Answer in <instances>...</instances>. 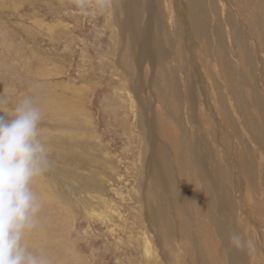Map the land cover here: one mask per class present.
Here are the masks:
<instances>
[{
  "label": "rangeland",
  "instance_id": "374dc122",
  "mask_svg": "<svg viewBox=\"0 0 264 264\" xmlns=\"http://www.w3.org/2000/svg\"><path fill=\"white\" fill-rule=\"evenodd\" d=\"M119 1L91 14L70 0H0V92L10 99L4 111L36 96L49 148L50 167L33 182L41 210L25 245L50 264H264L254 225L264 231V146L245 136L254 132L242 121L251 112L261 120L264 111V70L256 63L264 52L256 46L264 48V0L226 7L225 0H184L188 16L176 17L175 36L169 26L159 31L168 54L140 67L134 42L113 16ZM179 1L153 3L168 20L167 6L178 15ZM149 2L140 0L143 24ZM186 21L200 52L195 67L185 53ZM78 92L83 113L70 110ZM64 101L67 116L56 109ZM231 104L242 118L230 115ZM155 137L157 160L149 164ZM201 138L208 167L195 152ZM232 233L242 235L243 248L230 245Z\"/></svg>",
  "mask_w": 264,
  "mask_h": 264
},
{
  "label": "clouds",
  "instance_id": "9594fccd",
  "mask_svg": "<svg viewBox=\"0 0 264 264\" xmlns=\"http://www.w3.org/2000/svg\"><path fill=\"white\" fill-rule=\"evenodd\" d=\"M80 12L103 14L112 0H70ZM9 93L0 92V264H50L43 252L31 251L24 243L27 233L37 227L41 200L33 182L50 167L49 148L40 124L42 110L38 98L24 95L9 111ZM232 247L241 249L240 233L229 238Z\"/></svg>",
  "mask_w": 264,
  "mask_h": 264
},
{
  "label": "bare ground",
  "instance_id": "6f19581e",
  "mask_svg": "<svg viewBox=\"0 0 264 264\" xmlns=\"http://www.w3.org/2000/svg\"><path fill=\"white\" fill-rule=\"evenodd\" d=\"M123 1V0H122ZM155 0H150V2L147 4L146 6V9H143V11L145 10L146 14H147V18H148V23L146 22L145 24H143L141 22V17H142V3H140V0H124L122 3L121 1L118 2V4L121 3V5H114L113 4V11L114 13L116 14V16L114 15L113 13V16L116 17V24L119 26V30L121 32H126L128 35H129V38L134 42V49H136V51H132V55L134 56V59H135V65L136 63L139 64V67L140 65L145 61V60H149L153 63V65L156 64V62L166 56L168 53H167V50L166 48H164L163 46V40H162V37L159 33V31H163L166 29V27H170V35L172 37H174L175 33H176V27H177V24L175 22V19L176 17L179 18V19H182V21L186 20L188 14L186 13L187 12V8L185 7V1L183 0H180L179 1V6L180 8L177 9L179 12V14H175L174 11H173V6L172 5H169L167 6V15L169 17L168 20H166V17L163 19L162 15L159 13L160 12V9L159 6L156 4V3H153ZM224 2V0H222ZM142 2V1H141ZM226 2V3H225ZM225 4H223L225 7L226 5H229L230 4V1L229 0H225ZM117 4V1L115 2ZM124 6H123V5ZM185 5V6H184ZM164 6V5H163ZM226 9V8H225ZM261 12V11H260ZM123 14V15H122ZM224 15H226L227 13L225 12V10H223V13ZM111 16V15H110ZM183 16V17H182ZM194 16V15H193ZM194 22L196 23L195 24V29L196 31H200V20H197V19H193ZM227 22V21H226ZM261 23V22H260ZM184 26V29L186 31V35L187 36H190V32H189V28H190V24L186 21V24L183 25ZM194 29V30H195ZM257 29V33L260 37H263L262 34H261V31L262 30L261 28L257 27L255 28ZM249 31H250V28H249ZM198 33V32H197ZM229 33H232L233 34V30L231 28V31ZM123 35H126L125 33H123ZM236 35V34H235ZM264 35V33H263ZM193 37L191 39V36L187 39L186 41V47L188 49V51H186L185 53L186 54H191V65H194L195 63V59H198L199 60V55H200V52H197L196 51V48L194 47L192 41H193ZM174 43V42H173ZM208 44V43H207ZM256 46L258 48L259 51H263L264 48L261 47L259 41H256ZM128 48V47H127ZM185 48V47H184ZM183 48V49H184ZM129 49V48H128ZM207 47L205 49V51H207ZM130 50V49H129ZM124 52V51H123ZM184 55V54H183ZM207 55V54H206ZM133 60V59H132ZM216 60V59H215ZM160 61V60H159ZM134 62V61H133ZM169 62V61H168ZM160 63V62H159ZM158 63V64H159ZM166 63V62H165ZM257 65H258V70L259 71H263L264 70V52L263 53H260L259 52V57L257 58V61H256ZM196 64V63H195ZM160 66V64H159ZM176 66V65H175ZM201 64L198 63V65L196 66L197 68L200 67ZM216 66V65H215ZM177 67V66H176ZM219 68V67H218ZM180 70V69H179ZM142 71V70H141ZM142 73V72H141ZM129 75V74H128ZM217 76L221 77L220 73L218 74L217 73ZM230 77V76H229ZM219 81V80H218ZM262 81V76L261 74L259 73L258 74V82H259V86L260 88L264 91V83L261 82ZM221 82V81H220ZM219 82V83H220ZM218 83V85H219ZM225 85V84H224ZM142 86V85H141ZM220 86V85H219ZM232 86V85H231ZM230 87V86H229ZM192 88V86H191ZM232 88V87H231ZM77 88H74V90L76 91ZM225 89H226V86H225ZM229 89V88H228ZM233 89V88H232ZM231 89V91L233 92V90ZM72 89H68L67 92L72 94V92L74 91ZM82 90V89H81ZM193 90V89H191ZM74 91V92H75ZM190 91V90H188ZM187 91V92H188ZM227 91V90H226ZM77 92V91H76ZM186 92V93H187ZM206 92V90H205ZM230 92V91H228ZM260 92V91H259ZM231 93V92H230ZM189 94V93H188ZM192 94V93H191ZM207 94V93H206ZM219 94V93H218ZM208 95V94H207ZM226 95V94H225ZM76 99H74L75 101L74 102H70L71 104V107H70V110L74 109L75 106H76V110H78L79 113H83L80 109H78L77 105L81 104L80 102V93L78 92L77 95H76ZM160 96V95H159ZM194 97V95L192 94L190 97L188 98H192ZM229 98V96H228ZM258 98V97H257ZM257 98H254V99H257ZM261 98V97H260ZM211 98H208L207 101L211 102L210 100ZM231 100V96L229 98ZM79 100V101H78ZM158 100V99H157ZM263 100V98H262ZM261 99L259 101H262ZM228 101V99H227ZM67 101H64V107H66V109L63 107V104H60L61 102L59 103H56V109H58L60 107V112H64L65 110H68L67 108V104H66ZM229 102V101H228ZM227 102V103H228ZM264 102V101H263ZM51 103H53V101H49L48 104L50 105ZM259 103V102H258ZM263 104V103H262ZM210 108H211V111L214 113V109L213 107L211 106V104H209ZM260 105V104H259ZM51 106V105H50ZM230 107V106H229ZM261 107V106H260ZM54 108H55V104H54ZM215 108V107H214ZM232 108L231 110H229L230 112V115L232 117H235V118H242L239 114H237V110L235 108V104H231V107ZM255 108V107H253ZM262 108V107H261ZM264 109V108H263ZM262 109V111H263ZM253 110V109H252ZM74 111V110H73ZM247 112H250L248 111L247 109L245 110ZM257 111V110H256ZM252 113V112H251ZM248 114L246 118H242V121H245L247 120L248 121V127L251 128L254 132V137H252L253 135H250L248 133V130L247 129L245 132V136H248V139L251 140L252 143H256L258 140L261 142L260 144H262V146H264V140L261 139V136L259 134V131L260 129L262 130V132H264V129H262L264 127V111L262 113V119H258L257 117H254L252 116V114ZM245 114V113H244ZM254 114V113H253ZM68 114L66 113V111L64 112V116H67ZM149 115V114H148ZM250 116H252L250 118ZM261 116V115H260ZM153 117V116H152ZM207 119V118H206ZM152 118L149 119V125L152 124ZM241 120V119H240ZM238 121V120H237ZM144 122V121H142ZM217 122L220 124L222 121H220V118L218 116V113H217ZM240 122V121H238ZM263 125V126H262ZM241 126L243 127V125L241 124ZM240 126L238 125V128ZM259 127V128H258ZM246 128V127H244ZM154 129V125H151L150 126V130L152 131ZM241 129V127H240ZM250 129V130H251ZM251 130V132H252ZM238 133H240L238 131ZM242 133V132H241ZM241 133L239 135H241ZM232 135V134H231ZM238 135V136H239ZM158 139V138H157ZM156 137L154 138L153 141V147L152 150H151V155L150 157L148 158V161L150 162L149 164L153 163L154 161L157 160V156H156V153L158 152L157 148L155 147V141L157 140ZM238 139V138H237ZM151 143V141H150ZM192 143V142H191ZM201 143V144H200ZM200 143L197 145V149H195V152H196V156L198 157L199 161L201 164H203L205 167H208V165H211V162H210V159L209 156H207V152L205 151L206 149V144H205V141L201 138L200 140ZM195 144V143H193ZM259 144V145H260ZM186 145V144H185ZM183 147V146H182ZM195 147V145H194ZM187 148V147H186ZM254 149V148H253ZM143 150V149H142ZM193 150V149H192ZM251 150V149H250ZM163 151V150H162ZM186 151V150H185ZM256 151V150H255ZM262 152V151H261ZM186 153V152H185ZM263 153V152H262ZM193 154H194V150H193ZM260 155V154H259ZM179 156V155H178ZM191 158V157H190ZM188 159V158H187ZM194 159V158H193ZM191 160V159H190ZM262 163V162H261ZM194 167V165H193ZM186 168V167H185ZM184 168V169H185ZM189 168V167H188ZM190 168H191V165H190ZM187 169V168H186ZM185 169V170H186ZM184 170V171H185ZM189 171V170H188ZM207 171V169L205 170ZM211 173V172H210ZM210 173L208 172V177L210 176ZM190 177V176H189ZM199 178V177H198ZM200 182V181H199ZM201 187V186H200ZM214 192L217 193V202H218V207H219V210L222 212V209H224L225 207L224 206V203H223V200H222V197L221 195L218 193V191L216 189H214ZM227 192V191H226ZM214 197V196H213ZM224 197V196H223ZM207 200V198H206ZM247 208V207H246ZM245 210V209H244ZM246 211V210H245ZM40 213V212H39ZM245 215V214H244ZM224 216H227V213L224 214ZM229 216V215H228ZM227 216V217H228ZM251 219V218H249ZM252 220V219H251ZM254 220V219H253ZM252 220V221H253ZM254 222V221H253ZM256 223V222H255ZM255 227L257 228V230L260 232L261 234V237L264 241V231H262V229L260 228V226L258 224H254ZM220 227V226H219ZM30 234V233H29ZM28 234V235H29ZM259 237V235H258ZM207 240V239H206ZM260 240V241H261ZM43 250V249H42ZM44 251V250H43ZM46 251V250H45Z\"/></svg>",
  "mask_w": 264,
  "mask_h": 264
}]
</instances>
